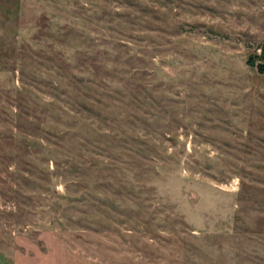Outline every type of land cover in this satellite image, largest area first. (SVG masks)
Listing matches in <instances>:
<instances>
[{
    "label": "rangeland",
    "instance_id": "374dc122",
    "mask_svg": "<svg viewBox=\"0 0 264 264\" xmlns=\"http://www.w3.org/2000/svg\"><path fill=\"white\" fill-rule=\"evenodd\" d=\"M264 0H0V264H264Z\"/></svg>",
    "mask_w": 264,
    "mask_h": 264
},
{
    "label": "trees",
    "instance_id": "16d2710c",
    "mask_svg": "<svg viewBox=\"0 0 264 264\" xmlns=\"http://www.w3.org/2000/svg\"><path fill=\"white\" fill-rule=\"evenodd\" d=\"M260 48H261V56L264 57V42L260 45ZM255 59H256V56L255 55H250L249 58H248V63L251 66L257 67V69L260 72H264V65L263 64L256 65Z\"/></svg>",
    "mask_w": 264,
    "mask_h": 264
},
{
    "label": "built area",
    "instance_id": "2783aa9c",
    "mask_svg": "<svg viewBox=\"0 0 264 264\" xmlns=\"http://www.w3.org/2000/svg\"><path fill=\"white\" fill-rule=\"evenodd\" d=\"M260 50H261V48H260Z\"/></svg>",
    "mask_w": 264,
    "mask_h": 264
}]
</instances>
